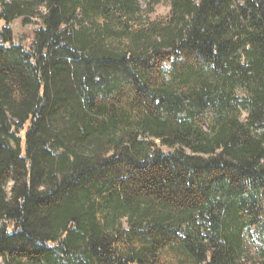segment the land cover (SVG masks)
Instances as JSON below:
<instances>
[{"label": "trees", "instance_id": "1", "mask_svg": "<svg viewBox=\"0 0 264 264\" xmlns=\"http://www.w3.org/2000/svg\"><path fill=\"white\" fill-rule=\"evenodd\" d=\"M168 1L0 0L3 264H264V0Z\"/></svg>", "mask_w": 264, "mask_h": 264}, {"label": "rangeland", "instance_id": "2", "mask_svg": "<svg viewBox=\"0 0 264 264\" xmlns=\"http://www.w3.org/2000/svg\"><path fill=\"white\" fill-rule=\"evenodd\" d=\"M10 1V0H6ZM141 4V15L133 21V27L137 29H152L159 30L169 24V20L172 17V6L168 0H161L159 2H152V0H139ZM42 25V21L39 18H34L31 22L24 24L22 18L16 19L12 23V28L16 37V40L24 45L30 46L35 40V31ZM167 71L171 69V62L165 64ZM240 95L243 93L240 91ZM248 113L242 111L240 117L242 120L247 119ZM158 147H162L160 141H156ZM167 150V148H165ZM12 183L7 186L8 192H10ZM245 248L250 257L257 259L261 258L262 242L255 230L252 228L245 235ZM0 264H3V260H0Z\"/></svg>", "mask_w": 264, "mask_h": 264}]
</instances>
